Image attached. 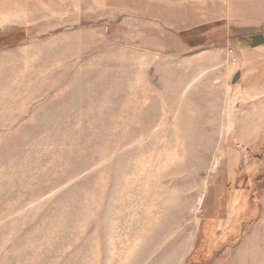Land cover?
<instances>
[{
    "label": "rangeland",
    "instance_id": "rangeland-1",
    "mask_svg": "<svg viewBox=\"0 0 264 264\" xmlns=\"http://www.w3.org/2000/svg\"><path fill=\"white\" fill-rule=\"evenodd\" d=\"M264 0H0V264H264Z\"/></svg>",
    "mask_w": 264,
    "mask_h": 264
},
{
    "label": "water",
    "instance_id": "water-1",
    "mask_svg": "<svg viewBox=\"0 0 264 264\" xmlns=\"http://www.w3.org/2000/svg\"><path fill=\"white\" fill-rule=\"evenodd\" d=\"M253 46H259L264 44V33L255 34L253 37Z\"/></svg>",
    "mask_w": 264,
    "mask_h": 264
}]
</instances>
